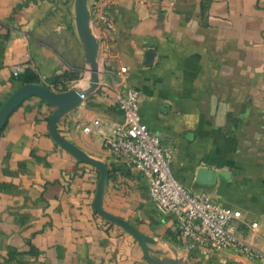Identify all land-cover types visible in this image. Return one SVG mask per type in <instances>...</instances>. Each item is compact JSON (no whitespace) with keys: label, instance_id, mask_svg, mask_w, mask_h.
Masks as SVG:
<instances>
[{"label":"crops","instance_id":"obj_1","mask_svg":"<svg viewBox=\"0 0 264 264\" xmlns=\"http://www.w3.org/2000/svg\"><path fill=\"white\" fill-rule=\"evenodd\" d=\"M72 2L0 0V105L19 86L16 65L53 91L85 84ZM100 3L113 29L93 28L98 86L56 129L105 164L101 208L151 238L152 264H253L227 250L188 248L150 202L141 174L114 160L102 138L120 119L118 96L134 87L140 119L171 148L173 177L256 221L241 230L264 252V0ZM52 110L27 97L0 129V264H151L132 235L94 212L98 171L50 138ZM92 119L98 127L82 133Z\"/></svg>","mask_w":264,"mask_h":264},{"label":"built area","instance_id":"obj_2","mask_svg":"<svg viewBox=\"0 0 264 264\" xmlns=\"http://www.w3.org/2000/svg\"><path fill=\"white\" fill-rule=\"evenodd\" d=\"M100 1L88 7L92 32L98 25L113 29L108 10ZM21 70L22 66L16 65L11 75L15 78ZM138 106L139 93L128 86L116 101L120 119L103 136L102 147L114 160H122L141 174L150 202L160 214L172 218L188 248L227 250L264 264V252L247 241L241 230L245 223L255 230L256 221L244 220L239 210L220 203L205 190L190 191L182 186L170 170L171 148L149 131L140 119ZM98 125V119H92L80 131L93 133Z\"/></svg>","mask_w":264,"mask_h":264},{"label":"water","instance_id":"obj_3","mask_svg":"<svg viewBox=\"0 0 264 264\" xmlns=\"http://www.w3.org/2000/svg\"><path fill=\"white\" fill-rule=\"evenodd\" d=\"M72 6V19L82 48L84 63L88 72L85 84L82 87L68 91H53L38 83L20 84L0 105V129L4 125L8 115L27 97L37 96L47 105L53 107L47 121V132L50 138L59 147L72 155L78 162L90 164L98 171L92 200V208L94 212L103 220L120 226L132 235L140 244L146 261L151 264L157 263L154 258L149 256L147 251V244L152 242L149 236L139 232L122 218L112 215L101 208L100 201L108 171L105 164L86 155L82 150L60 135L56 129V123L59 118L69 110L75 108L79 102L83 100V98L94 92L98 86L97 52L99 40L93 34L90 27V14L87 6V0H73ZM150 54L151 52H148L146 57H149Z\"/></svg>","mask_w":264,"mask_h":264},{"label":"trees","instance_id":"obj_4","mask_svg":"<svg viewBox=\"0 0 264 264\" xmlns=\"http://www.w3.org/2000/svg\"><path fill=\"white\" fill-rule=\"evenodd\" d=\"M19 85L23 83H37L38 81L35 79V76L29 71L24 70L22 73L17 75Z\"/></svg>","mask_w":264,"mask_h":264},{"label":"rangeland","instance_id":"obj_5","mask_svg":"<svg viewBox=\"0 0 264 264\" xmlns=\"http://www.w3.org/2000/svg\"><path fill=\"white\" fill-rule=\"evenodd\" d=\"M253 262V264H258L256 261H252Z\"/></svg>","mask_w":264,"mask_h":264}]
</instances>
